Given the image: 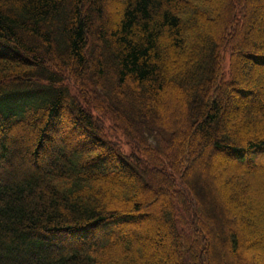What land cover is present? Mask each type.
Segmentation results:
<instances>
[{"label":"trees","instance_id":"obj_1","mask_svg":"<svg viewBox=\"0 0 264 264\" xmlns=\"http://www.w3.org/2000/svg\"><path fill=\"white\" fill-rule=\"evenodd\" d=\"M253 1L0 0V264H255L264 200L241 167L264 151V86L242 68L264 63V29L244 32ZM211 145L235 156L230 173L206 167ZM140 168L164 172L156 223Z\"/></svg>","mask_w":264,"mask_h":264},{"label":"rangeland","instance_id":"obj_2","mask_svg":"<svg viewBox=\"0 0 264 264\" xmlns=\"http://www.w3.org/2000/svg\"><path fill=\"white\" fill-rule=\"evenodd\" d=\"M254 1H253V6L259 3V4H261V7H263V9H261L257 13L254 12V17L256 18V20H254V22H252L251 25L247 29H244L245 30L244 32H246V37L249 39L252 37H255L256 35L257 36L260 35L261 31H260V33L258 32V29L260 28V26L262 29H264V24L260 25L261 23H259V22H264V19H263V16H264V0H254ZM115 15H116V10L113 8V6H109L108 7V17L109 18H115ZM232 36L233 35L231 32L227 38L228 41L232 40V38H231ZM261 36L264 37V35H262V34H261ZM247 61L252 66L248 67V65L244 64V65H242V68L246 71L247 76H251V77L254 76L256 78V79H252V81L254 80V83L258 84L257 87L260 90L264 86L263 85L264 84V63H258V62L250 60L249 58H247ZM230 65H231V59L227 55L223 60V67L225 68V70H229ZM260 67L263 69H261ZM86 81H87V83H90L91 75L86 76ZM245 87H248V86L245 85ZM85 92L87 93V95H90L89 91L85 90ZM77 93L78 92H76V91L74 92V94L78 98L77 100H79L83 106H85V107L88 106V102L84 98H82V96H80V95L78 96ZM181 96L182 95L180 94V92L175 91V89H173V88H170L169 90H167L163 95V100L165 101V103H167L168 105L171 106L170 112L172 113L174 120L183 119V116H182L183 109H182V98H181ZM236 97H237V94H236ZM236 97L230 101L229 106H228V110L226 111L227 115L234 116L236 114V104H237ZM242 98L245 100L246 99L254 100V97L252 96V94H250L248 97H242ZM238 99H240V98H238ZM180 102H181V104H180ZM105 103H107V102L106 101L103 102V106L105 105L104 108H106ZM98 105H100V102L98 103ZM86 109H88V107H86ZM235 116H237V115H235ZM167 119L170 120V122H172L171 118H167ZM236 121L241 122V119L239 117H236L234 122H236ZM243 121H244V119H243ZM101 130H102V134H104V136L107 139H109L110 141H112L113 143H116L125 154H127V155L130 154L132 146L124 144L120 139H118V137L115 136V130L113 128L111 129L109 127V124H107V126L102 128ZM233 132L237 133V131H234V130H233ZM76 140L77 139L72 138L70 140V142L77 143ZM179 140H180V138H179ZM190 144H191V142H190ZM150 150L153 151L152 148ZM202 151L203 152L206 151V153H207L206 154V158H207L206 167H209L210 169L216 168L217 171L222 170V172L226 171L227 173H230L229 166H231V164H238L237 159L235 158V156L233 154H232L233 156L228 155V154L226 155L222 151L215 149L213 145H211V147L208 149H204L202 147ZM253 156L255 157L253 160H251L250 157L245 156L244 157V163L242 164V166L241 165L240 166L243 167L244 169H246L245 172L249 176V177L247 176L248 181L251 182L254 185L255 189L258 190L257 196H259L260 199L264 200V198H263L264 197V151H261L258 154L257 153L253 154ZM2 165L4 167L8 168V160H5L4 162H2ZM151 166L153 168L154 167L160 168L161 165H160V162H155V163H152ZM157 168H155V170H152V173L150 175L146 174L144 172L143 168H140L139 170L134 171L137 174L141 175L143 178H145V180L151 186V187L142 186L144 189L141 193L140 199L145 204L144 205L145 207L143 208V210L144 211L146 210L147 213H151L152 215H154L152 217L151 221H153L155 223L158 219V215H157L156 210L153 209V205L156 202L159 194H158V192L152 194L151 190L152 189L156 190V189H158L159 186H164V187L166 186L164 184L159 183L157 177H159V175L160 176L164 175V172L161 170L160 171L156 170ZM130 171H133V170L130 169ZM130 171H128V172H130ZM226 176H228V175H226ZM3 179L6 182H9L8 181V180H10L9 174L6 173L3 177ZM135 181H137V180H135ZM0 182H1V180H0ZM127 225L128 224H126L124 226H127ZM138 231H140V230H138ZM249 237H250V234H246V233L243 234L244 239H249ZM108 238L110 240H114L117 237H116V235L111 233L108 235ZM117 239H118L117 240L118 241V250L117 251L119 252V250L124 246V242H123V239L122 240H120V238H117ZM261 243H263V241L259 242L258 244H254V246L247 249V255L249 257H251L250 258L251 260L253 257L255 258L256 261L254 259L252 260L253 263L255 262V264H264V247L261 246L262 245ZM114 252L116 253L115 250H114Z\"/></svg>","mask_w":264,"mask_h":264}]
</instances>
